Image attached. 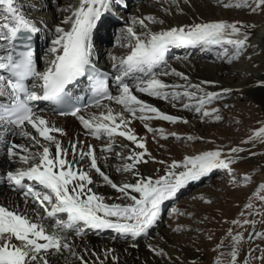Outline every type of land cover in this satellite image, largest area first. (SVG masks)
<instances>
[{"label": "snow or ice", "instance_id": "6c2138e0", "mask_svg": "<svg viewBox=\"0 0 264 264\" xmlns=\"http://www.w3.org/2000/svg\"><path fill=\"white\" fill-rule=\"evenodd\" d=\"M15 3L16 0H0V6L7 13L5 22L0 23V41L8 45L5 54L0 55V145L5 149L7 161L19 165L2 175L9 187L18 191L25 209L21 212L0 206V264H52V258L66 253L79 264H105L95 251H91V256L97 258L94 262L78 255L69 237L74 235L79 238L86 234V230H110L114 240L136 248L139 238L148 237L150 230L156 227L162 205L176 198L186 185L201 180L213 170H224L229 176L232 175V166L243 159L239 155L244 151L242 147L229 146L225 151L224 146H220L166 162L156 160L146 147L145 137L138 136L131 125L133 120H139L145 131L153 134L154 138L159 134L160 139L171 136L177 141L194 140L191 135L181 137L175 132L165 133L163 129L153 128L150 122L154 120L169 124H187L188 121L161 111L140 99L136 93L163 101L171 99L175 102L182 98L194 101V104L183 103L182 108L194 109L202 120L212 117L218 109L209 110L206 106L232 90L224 88L222 93L205 92L201 85L212 84L211 81L184 85L165 83L160 76L171 75L185 82L189 79L174 69L164 70L165 54L172 47H199L202 51H212L214 46H220L224 51L219 52L218 56H226L228 61L234 60L247 46L249 33L246 29L251 25L202 22L154 32L149 25L163 24V20L158 21L151 15L134 16L127 21L121 36L117 38L121 46L129 51L123 57L110 58L109 72L97 67L93 59L95 37L108 14L119 8L123 0H79L77 7L64 9L69 15L54 27L44 57L45 67L39 70L31 41L38 37L42 29L17 9ZM223 7L264 10V0H252V4H248L247 0L243 4L223 3ZM16 41L22 42V50H17ZM84 81H87L90 90V103L83 107L95 108L97 112L82 114L78 106L79 98L72 92ZM110 82L116 90L115 95L109 90ZM36 101L50 102L55 106V115L74 118L85 136L104 141L102 154L112 152L117 146L127 149V154L120 151L115 153L116 158L123 161L116 171L127 173L133 180L115 183L99 166L92 143L76 139L70 140L65 147L62 139L67 135L65 129L34 111L32 104ZM112 104L118 106V110L113 109ZM214 119L219 121L221 117L214 115ZM9 135H18L28 143H14L8 140ZM117 137L129 143L117 145ZM256 141L264 143V124L240 143L254 146ZM101 158L105 161L108 159L107 156ZM150 161L164 165L162 175L159 169L155 176L140 172L138 166ZM93 172L102 183H97ZM251 179L250 175L244 174L241 182L247 183ZM231 182L236 183L235 180ZM92 185L109 186L118 194L115 200L121 202H106L105 196L94 191ZM262 194L264 182L257 185L249 200L256 198L264 203ZM200 199L203 200V197ZM30 202L33 205L31 214L28 208ZM203 202L211 203L210 200ZM244 207L251 209L252 204L246 203ZM176 211L172 209L174 214ZM249 223L255 225V221H231L232 225L240 227ZM172 230L178 232L182 229ZM254 235L264 238L260 232ZM225 237L231 241L228 264H238V245L242 236L233 234L229 229ZM207 238L210 240L211 236ZM222 246L223 240L216 250ZM148 250L156 256L166 255L150 244ZM88 252L89 249L85 247L84 253ZM113 252L112 248L104 249L105 258L111 256L112 264H118V257ZM256 259L264 260V256ZM216 264L221 262L217 260Z\"/></svg>", "mask_w": 264, "mask_h": 264}, {"label": "bare ground", "instance_id": "6f19581e", "mask_svg": "<svg viewBox=\"0 0 264 264\" xmlns=\"http://www.w3.org/2000/svg\"><path fill=\"white\" fill-rule=\"evenodd\" d=\"M137 0H123V3L119 6L121 11L123 9H127V12H130L131 17H143L147 15L154 16L158 21L163 20V24L157 23L154 25H149L150 29L154 32L161 31L163 29H167L169 27L173 26H181V25H192L194 23H202V22H217V21H224L227 23H233V22H240L244 25L248 26L251 25L250 28H247L246 30L249 33L248 38V45L247 46H257V48L260 50V52L264 53V21H262L260 24H255L251 20L252 18H248L243 14H236L233 12H228L221 10L218 6L217 9L213 7L214 0H178V3L175 4L173 1L170 0H146L143 1L142 5L138 10H130L132 6V2ZM186 1V2H185ZM191 3L192 10H189L187 8V3ZM43 6L40 4H37L36 0H16L15 7L19 10H22L23 13L32 18L34 22L38 23L41 27V32L38 35V39L41 42L42 45L44 44L46 49L47 45L50 42V39L52 35L54 34V27L60 23V21L66 16L69 15L68 12H65V8H74L77 7L79 4V0H73V1H67L66 2H59L57 4L56 8L54 9L53 6L50 5L48 0L43 1ZM218 3V2H217ZM126 4V7L124 6ZM162 4V5H161ZM55 6V5H54ZM61 8L59 11H63L62 14H58V8ZM158 7V8H157ZM152 8H156V10H152ZM54 9V11H53ZM49 15H43V12H50ZM116 10L112 11L113 14L116 13ZM0 12H2V17H0V23L5 22V17L7 13L5 12L3 6H0ZM122 13V12H121ZM125 14V13H122ZM171 15V17L169 16ZM109 15H112L110 12L107 16V19L105 20L104 24L101 26L100 30L97 32L95 37V46H94V54L93 59L98 61V63H101L103 65V69L106 71H111V60L110 58L112 56L116 57H123L126 54H112L113 50H108L107 48H111L105 45V47H100L101 41L104 42V38H106V31L107 27L110 26V24H116L115 26H111L108 29L109 31L115 27L116 32L114 35L115 37L118 36V32L121 31L124 27H118L119 25L125 24L127 21V17L123 16L124 19H122V23H114L109 17ZM230 15L232 18H229ZM130 17V18H131ZM46 21L48 23L46 24ZM125 21V22H124ZM53 22V24H52ZM127 24V23H126ZM67 27V26H65ZM139 31L140 29L137 28ZM2 34V33H0ZM109 38V37H108ZM107 38V40H108ZM106 40V39H105ZM106 40V41H107ZM105 41V42H106ZM99 42V43H98ZM115 44H120L116 42ZM114 44V45H115ZM100 47V48H99ZM120 47L119 49L122 50ZM227 47V46H225ZM8 48V45L0 41V55L5 54V50ZM180 49V50H178ZM248 49V48H247ZM129 50L127 49V52ZM171 52H167L168 55L166 57V65H169L168 63H171V61L178 62V64L171 65L169 69H174L178 72L183 73L184 75L188 76V81L185 82L178 77L175 76H160L159 78L163 80L165 83L168 84H181L184 85L186 83L190 84H200L201 81H211L212 84H205L201 85V87L204 88L205 92H217L222 93V90L224 88H230L231 92H236L238 90H244L245 92H248L249 94H252L254 96L260 97L259 100H262L264 102V72L258 71L250 74V78L247 79V83H245V86L242 87L241 84L234 83V81L238 78L237 68L239 67V63L233 64L232 67L227 68L224 63H221L220 65H215L213 62L215 60H222L225 56H218L219 52L224 51V48H221L220 46H214L212 51H202L199 47L196 48H175L172 47ZM248 51V50H247ZM175 53V54H174ZM194 54L193 59H188L186 57L192 56ZM263 55V54H262ZM183 56L185 60H179L178 57ZM182 58V59H183ZM233 61H237V59H234ZM222 62V61H221ZM256 59L252 58V60H248V64H255ZM172 64V63H171ZM45 67L44 65V58L40 61L39 70H43ZM249 72L245 73V76L248 75ZM183 89H181L182 91ZM191 91V89H189ZM230 92V93H231ZM116 94V91H114L113 95ZM136 95L144 100L145 102L152 104L153 106L157 107L161 111L181 117L183 119L189 120L192 117H195L197 121V126L202 125L200 131L202 133H205L206 130L203 127V121L201 120L198 115L194 113V109H183L182 104L183 103H190L194 104V101H188L186 99H181L179 101L173 102L171 99L166 102L163 100L155 99L152 97H148L142 93H136ZM217 100H214L211 104L207 105L206 107L213 106L216 104ZM108 103V102H103ZM173 103H175V107H173ZM113 107V109L118 110V106L112 104L110 105ZM89 112H97V109L90 108L82 111V114L89 113ZM51 122L55 123L59 127H63L67 133L65 137H63V143L65 147L68 146V143L70 140H76L79 139L81 141H86V143H92L95 145L96 148V154L99 158V166L101 167L102 171H104L106 174L110 176V178L113 180V170L115 169V165H112L110 161L107 159L105 161L102 156L110 157V153H101V147L104 143V141H96L95 139L91 137H87L83 134V130L79 127V124L77 121L74 120V118H57L53 116H46ZM150 125L155 129H163L165 133H172L175 132L177 135L181 137H186L188 135L193 136L195 139L192 141H186L183 139V144L176 145L174 141H176L174 138H172V142L167 143L164 139L159 138V134H157L154 138L153 134L147 133L143 127V124L139 120H133L132 121V127L135 131V133L138 136L145 137L146 140V147L149 152L156 158V160H164L166 162H170L172 159L181 160L184 155H192L200 153L198 146L195 145L197 142L201 143L207 140V138L200 134V131L197 130V126L194 125H183V123H176V124H169L164 121L154 120L150 122ZM199 132V133H198ZM171 137V136H169ZM8 140H11L14 143L17 144H27L28 141L20 138L18 135L15 137L8 136ZM182 140V139H181ZM121 142L123 144H128V141H122V138L117 137L116 143L117 145H120ZM195 143V144H194ZM120 147V146H117ZM205 149H211L209 145L204 146ZM122 151H124L125 154H127V149H124L120 147ZM34 150V149H33ZM54 150V149H53ZM119 150V149H118ZM183 151V152H182ZM117 159V158H116ZM250 162H254V160H251L247 157H243V159H240L237 161L236 164H234L232 167L237 169L240 172H245V167L250 164ZM123 163V161H122ZM120 163V164H122ZM107 164V167L105 166ZM118 165V164H117ZM19 166L18 164H10L6 159V152L3 147V145H0V206H4L10 210H19L21 212L25 209V204L23 199L21 198L20 194L17 191H13L9 185L6 183V181L3 180V173H5L7 170ZM120 166V165H119ZM141 173L148 176H155L157 174V170L159 169V174H163V168L164 165L162 164H156L153 162H149L148 164H141L138 166ZM214 171V170H213ZM210 172L207 176L202 177L199 181H194L190 183H195V185H198L199 187L202 186L204 183H206L209 180V177L213 175L214 173ZM216 171V170H215ZM218 172L224 171V170H217ZM93 178L97 181V183H102L100 181V178L95 175V173H92ZM133 178L129 176L128 174L123 178L122 180L116 181L115 183L120 184L123 182H130ZM188 184L185 186V188L181 189L178 195L180 197L185 194V192L188 190L191 184ZM211 186L210 193H207V197L213 196L216 191L221 192L222 189L220 187H216L213 185ZM94 191H96L98 194L105 196L106 202L112 203H120V200H115V197L118 195L115 193V191L110 188L107 185H102L100 187H97L96 185H92ZM187 189V190H186ZM198 189V188H197ZM206 190V189H205ZM200 197H204L201 193H199ZM205 195V196H206ZM211 196V197H212ZM108 197H112L113 199H107ZM179 198V197H178ZM203 201V200H201ZM170 201H166L163 205L168 204ZM194 202V201H192ZM194 205V209L198 210L200 205ZM162 205V206H163ZM173 205H176L173 204ZM173 205H171L173 207ZM33 205L31 202L28 205L29 208V214H31V208ZM172 207L169 209L172 210ZM162 208V207H161ZM187 208V205L185 206ZM168 209V210H169ZM197 212V211H196ZM159 224L160 222L157 221ZM182 223H179L178 227H180ZM158 225H156L157 227ZM177 227V226H176ZM154 229V228H153ZM174 229V228H173ZM151 231V230H150ZM109 233L106 236H100V233L93 231V230H86V234L82 235L79 238H75L74 235L70 236L69 239L71 240L73 247L78 255H83L86 260L89 262L96 261V257L91 256V251H95L99 257L100 260H104L105 264H112V257L108 256L107 259L105 258L104 249L112 248L114 249L113 255L118 257V264H170L167 261L164 260H158L154 258L152 255V252H149L148 245L132 248L126 245L123 241L120 240H114L113 236L114 234L108 231ZM173 230L166 229L162 231H157V242L160 243L159 245H152L154 248L161 249L166 255L165 257L168 258L169 261L178 263V264H185L182 263L178 255L177 249H183L185 252V256L187 259L191 260L190 264H196L195 260L197 259L198 254L200 253L194 245H185L183 247L182 244L176 245L173 241L172 235H170ZM152 234V233H150ZM145 237H141L138 240V244L141 240H143ZM191 242V241H190ZM192 243V242H191ZM87 247L89 249V252L87 254L84 253V249ZM182 253V252H181ZM203 252L200 254L202 255ZM66 258H67V264H79L78 261L75 260L74 257H72L70 254H65L64 256H58L55 258H52V264H66ZM184 261V260H183ZM185 262V261H184Z\"/></svg>", "mask_w": 264, "mask_h": 264}, {"label": "rangeland", "instance_id": "374dc122", "mask_svg": "<svg viewBox=\"0 0 264 264\" xmlns=\"http://www.w3.org/2000/svg\"><path fill=\"white\" fill-rule=\"evenodd\" d=\"M36 1L38 5L40 4L43 6L44 0ZM67 1L71 2L73 0ZM143 1L146 0L133 1L132 6L128 9L138 10ZM170 1L172 2L173 0ZM48 2L55 9L59 2H66V0H48ZM212 2L215 9H217L219 6L221 10L233 13L236 12V14H243L248 18H252L251 21L255 24H260L262 21H264V10L253 11L251 7H223V3H230L233 5L237 3L243 4L245 0H214ZM173 3L177 4L178 0H175ZM191 3L193 2L189 1L187 3V8L189 10H192V6H189ZM247 3L252 4V0H247ZM60 9L61 8L59 7L57 11L58 14L63 13V11H59ZM153 9L156 10V8H152V10ZM115 10L116 13L113 14V12H111V16L114 18L121 20V18L124 19L123 16H126L127 19L125 21L130 19V12H127V9L117 11L120 10L117 8ZM121 12L125 14H122ZM51 13V10L47 13L43 12L42 16L48 15L47 18H49ZM169 16L171 17L170 14ZM0 17H2V12H0ZM229 18H232V16L230 15ZM47 23L48 21H46V24ZM126 23L119 25L118 27H125ZM115 25L111 23L107 28L109 29L111 26ZM108 29L106 31V38L103 39L104 42L102 43V47H105V45L111 47L107 49L109 51L113 50L112 54H126L127 48L120 47L122 50L119 49L118 51L121 41L117 39L118 37L114 38V29H111L109 33ZM118 36H121V31L118 32ZM116 42L120 44H115ZM228 50L229 54H231L232 49L229 47ZM178 58L179 60H185L183 56ZM186 58L193 59L195 57L193 54L192 56ZM252 58L256 59L254 65L247 63L248 60H252ZM236 59L237 61H228L227 57L225 56L222 58V60H215L213 64L220 65L221 63H224L226 67L229 68L232 67L233 64L239 63V67L237 68L238 78L234 81V83L241 84L242 87H244L245 83H247V79L251 77V73L258 71L264 72V53L260 52L257 46H246L242 50L241 55ZM171 63H168L169 65H166L164 70L169 69L171 65L176 66L178 64L176 60L171 61ZM246 72H249V76L247 77L245 76ZM259 98L260 97L254 96L253 93L249 94L244 90H238L227 95H222L221 98L217 100L216 104L207 107L209 110L211 108H217L218 112L214 115H219L221 119L216 121L214 119V115L212 117H205L203 120L201 119L203 121V127L206 130L205 133L200 131L202 125L197 126L195 117L187 120L188 123L185 125L197 126V130L200 131V134L207 138V140L204 142H197L196 144L194 143L198 146L199 152L213 150L220 146H224L226 151L227 147L229 146H239L244 148V151L239 155L254 160V162H250V164L245 167V172H240L233 168V173L231 176H229L226 171H224V174L221 175L217 170H214V174L211 175L209 180L200 187L195 185V183H190L191 185L188 190L186 189L187 191L185 194H183L181 197L177 194L176 198L168 202L166 206H162L160 218L158 220L160 223H157L158 226L154 229H151L150 233L152 234L141 240L138 244V247L149 244L159 245L160 243H158L156 240L158 236L157 231H160V229L164 231L166 229L172 230L173 228H180L182 229L181 231L172 232L170 235H172L173 241L176 245L182 244L184 247L185 245L188 246L191 244L194 245V247H196L200 253L203 252L202 255L200 253L198 254L197 259L195 260L196 264H216L217 260H219L221 264H228V260L230 258L229 254L231 251V241L230 238L225 237V234L229 229H231L233 234L239 233L242 236V239L238 245V264H264V260L256 259V257L264 256V251H262L264 250V238H257L254 235L256 232L264 234V203L256 198L249 200V197L252 196V193L257 185L261 182H264V143L256 141L254 146L252 144L242 145L240 143L241 140H246L252 131L258 129L261 124H264V102L259 100ZM198 117L201 118L200 115H198ZM171 139L172 137H168V139L164 140L167 141V143H170L172 142ZM173 142H175L176 145L184 143L183 139L179 141L173 140ZM205 145H209L211 149H205ZM117 151L124 153L120 147H115L111 152L112 155L108 157V160L110 163H112V165L116 164L112 175L114 182L122 180L127 175V173H124L123 171H120L119 173L116 171V167H119V165H121L120 163H122V160L116 159L115 153ZM250 153H255V155H250ZM244 174H248L252 177L250 182H241L242 176ZM233 180H235L236 183H232L231 181ZM210 185L220 187L222 191H216L213 196L211 195L212 197H207L206 194L212 192ZM199 193L206 197L203 200H210L211 203H204L201 201L200 195H198ZM175 203L176 205H173ZM191 203L200 205L198 210H195L194 205ZM246 203H251L252 208L246 209L244 207ZM171 205H173V207ZM186 205L187 208H185ZM169 207H172V209L175 208L177 210L176 213L174 214L172 210L169 209ZM234 219L241 222L244 220L255 221V225L253 226L251 223L245 224L242 227L232 225L231 221ZM179 223H182L180 227H178ZM249 233H252L253 235L250 236ZM209 236H211L210 240L207 238ZM221 240H223V246L217 251V245L221 242ZM177 250L180 254L178 255L179 260L182 263L190 264L191 260L186 258L184 250ZM152 256L158 260L160 259L167 261L170 264H178L169 261L165 256L161 257L154 254Z\"/></svg>", "mask_w": 264, "mask_h": 264}]
</instances>
